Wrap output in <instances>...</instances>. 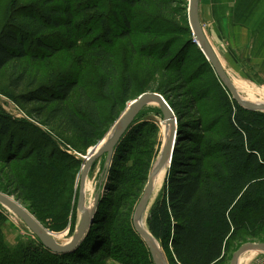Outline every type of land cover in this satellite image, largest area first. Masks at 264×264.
Returning <instances> with one entry per match:
<instances>
[{"label": "trees", "instance_id": "trees-1", "mask_svg": "<svg viewBox=\"0 0 264 264\" xmlns=\"http://www.w3.org/2000/svg\"><path fill=\"white\" fill-rule=\"evenodd\" d=\"M75 1H78V6H74ZM82 1L44 0L39 6L29 5L18 13L9 15L5 29L0 32V71L24 58L31 57L39 61L54 56L64 49L59 43L66 40L69 41L70 49L75 48L72 41L86 39V34L93 35L95 31L90 24L99 21L103 25L101 37L96 36L92 41L84 42V45L88 47L104 75L102 90L113 94L110 88L118 74L114 54L111 49L98 46L96 42L100 38L108 42L116 35L119 40H128L131 23L126 16L123 17L125 30L114 33L104 21L99 3L88 0L90 4H87ZM122 1L130 6L139 2ZM156 1L158 8L162 10H168L174 4L172 0ZM14 3L16 0L11 4L12 9L16 5ZM61 28H64L63 32H55L60 39L48 37L49 31ZM79 28H84L85 31L79 34ZM189 32L192 46L206 58L199 45L193 42L195 35L192 29ZM166 54L167 52L162 55V60L168 57ZM185 64L182 59L173 69L174 81L170 91L177 94V100L183 97L189 100L183 106L187 112L185 115L182 113L180 102L171 101V107L178 115V141L174 147L166 183L151 207L148 228L166 251L170 264H229L231 254L246 239L264 241V112L239 105L207 59L204 64L216 74L221 88L220 100L228 111L229 129L227 132L215 133L217 140L206 137L207 130L202 121L187 123L184 120L190 112L197 109L200 100L208 95L194 87L195 78L184 70ZM23 82L19 79L12 86L14 84L20 87ZM132 87L131 78L127 77L123 91L127 100L130 99L128 94ZM37 89L25 99L45 106L53 105L49 113L52 120L64 127L65 132L73 134L86 148L95 145L108 132L105 127L106 118L97 99L80 85L77 74L63 76L48 90ZM75 91L79 92L76 105L71 101ZM163 94L171 100L168 91H163ZM117 102L110 106V119L118 116ZM42 112L36 114L41 116ZM142 114L143 112L140 117ZM136 121L116 147L112 159L106 198L117 204L106 212L113 216L108 219L103 211L100 214L98 212L94 230H91L76 250L65 253L52 252L38 238L39 245H23L19 248L18 255L16 249L5 243L0 232V254L5 260L16 256L21 260L28 259L27 264H86L89 259L87 250L96 248V245L101 248V252L105 250L104 244L107 242L104 240L108 234L106 230L112 229L119 218L123 223L126 222L123 215L118 214L119 203L122 202V206L124 201L135 198L136 192L141 194V188L149 175L150 166L144 161V148L149 142V136L156 130V125L151 122L134 125ZM19 125L32 129L36 138L44 140L45 144L31 149L29 142L20 139L17 142L18 153L12 157L10 155L14 143L22 137L23 130L27 131L17 128L12 132V127ZM0 140V145H5L4 141L8 144V166L17 162L20 164L19 169L22 168L20 171L23 170L24 175H27V181L19 180L18 185L33 203L31 212L51 230L60 231L70 224V231H74L76 218L72 195L78 199L79 186L72 192L70 181L73 180L72 171H75L76 179V172L84 161L60 148L47 131L26 120H12L2 109ZM50 145L48 153L47 147ZM24 152L27 153L25 156ZM128 204L125 203V208ZM133 232L136 238L140 237L137 231ZM142 243L145 245L144 241ZM146 252L152 258L149 248ZM137 256L140 260L144 258L143 254Z\"/></svg>", "mask_w": 264, "mask_h": 264}, {"label": "rangeland", "instance_id": "rangeland-1", "mask_svg": "<svg viewBox=\"0 0 264 264\" xmlns=\"http://www.w3.org/2000/svg\"><path fill=\"white\" fill-rule=\"evenodd\" d=\"M43 1L44 0H16V3H14L16 5H14L12 9L11 4L13 3V0H0V32L5 29L9 15L16 14L20 9L29 5L39 6ZM92 1L99 3L101 6L100 11L104 15V21L110 26L114 33H118L116 31L125 30L123 17L126 16L131 23V34L128 40H119L116 35L108 42H104L101 38L96 42V45L105 46L108 49H111L114 54V61L117 65L118 74L112 87L110 88L112 89L113 94L102 90L104 75L100 67L96 65L95 59L92 54H90L88 47L84 45V42L92 41V39L96 36L101 37V34L103 33V25L99 23V21H96L93 24H90V27L94 28L95 31L93 35L87 36L86 34V39H82L81 41H72L74 42L73 44L76 45V47L74 46L75 48L70 49L71 46L69 45V41L66 40L59 43L64 46V49L57 52L54 56L47 57L46 59L39 61H35L31 57L24 58L9 64L6 68L1 70L0 109H2L4 113L9 115L12 120H26L37 127H40L42 130L47 131L52 135V138L57 141L60 148L69 149V154L75 156L77 159L83 160L84 164L89 158V151L91 150L90 153H93L94 149L105 139L107 134L114 129L115 125L119 121V117L126 113L132 106L133 102L139 99L144 93L154 92L162 95L170 107L171 101H177V103L180 102L182 113L185 115L187 110L183 108V106L187 105L189 100L185 97L181 98V100H177V94H172L170 91L173 87L174 81L173 69L178 66V61L180 62L184 59V62L186 63L184 70L195 78L194 87L197 90H203L208 94L206 98L200 100L197 109L190 112L184 120L187 121V123L195 120L202 121V125L206 127L207 130L206 137L212 140L218 139L215 133L228 131V111L221 105V93H219L221 88L216 78V74L207 64H204L205 61H207V57L203 58L200 51L194 48L191 44L192 36L189 29L192 28L188 14L190 0H172L174 1V4H172L168 10L158 8L156 0H139L138 3L131 6L127 5V2L122 0ZM82 2L90 4V1L88 0H83ZM222 2L223 1L219 2V0H200L199 15L203 28L212 43L211 45H214V48L216 49V52L228 74L232 78V81L236 87H238L241 96L249 102H252L253 100L264 102V80L238 78V74L235 70V64L232 62L230 63L229 61L233 60L234 57L239 58V55L232 49V44H229L230 41L228 43L227 39L222 37L220 32L223 24L222 17H224L222 11L226 9L230 10L229 7H234V10H231L230 12L236 14L241 10L242 12H240V16L238 18L242 23V27L247 29L249 27H253L251 45L255 48L256 43L258 42L256 37H259L262 32V29L260 30L259 26L256 25V22L261 24L263 23V27L264 22L257 21L259 18L256 16L257 14L251 13L248 15L243 13L244 11L251 10L253 8L252 5L244 6L241 4V0H227L223 3ZM77 4L78 1H75L74 6H78ZM218 12H220L221 17L217 16ZM77 19L81 20V18ZM244 22L247 23V27L244 25ZM63 30L64 28L51 30L48 33V37L51 36L52 39L55 37V40H57V38L60 39L59 34L55 32L61 33ZM84 31V28H79L77 30L79 34ZM193 42L196 41L193 40ZM241 44V47L243 48L248 46L247 43L244 42ZM252 50L253 49L251 48L245 49V53L247 55H240V59L244 62V64H246V59L249 60L250 57L254 61L255 59L256 61L259 60L255 57V49L253 51ZM165 52H167L166 55L168 57L165 58V60H162L161 57ZM70 73L78 75L80 85L97 99L99 106L102 109V113L106 118L105 127L108 132L105 134L103 139L95 145L87 148L83 146L81 141H79L73 134L65 132L64 127L59 126L58 122H54L52 120L49 113L52 110L53 105L45 106L44 104L37 102H28L25 99L28 98L30 94H33L37 88L48 90L52 84H55L56 81ZM127 77L131 78L133 85L132 90L128 94L130 98L129 100H127V98L123 95ZM196 77L199 78L197 79ZM19 79L24 81L23 84L20 87H17L14 84L12 86V83H18ZM163 91L169 92L171 100L163 94ZM78 100L79 92L75 91L72 94L71 101H73V104L76 105L78 104ZM114 102H117L118 116L110 119L109 110L110 106ZM151 104L152 103L148 104L144 109H142V116L140 117V113L136 119L137 123L135 122L134 124L137 125L142 122H151L156 125V130L154 129L152 135L149 136V142L144 148V161L150 166L149 175L155 166L166 141L164 131V111L161 106ZM171 109L173 110L172 107ZM40 112H42V114L41 116H38L36 113ZM174 114L177 118L178 124V115L175 111ZM12 128V132H15L17 128L26 129V127L22 125L17 127L13 126ZM26 130L27 131L23 130L24 133L21 138H16L17 141L14 143L10 156L15 157V155H17V142L20 139H23L24 142H29L31 149L32 147L38 148L41 144H45L44 140L42 141L36 138L35 132L32 129ZM19 136L20 135H18V137ZM4 142L5 145L4 143L0 145V192L13 197L31 212L30 207L33 203L26 195H24L23 191H21L20 185H18L19 180H22L23 182L27 181V175H24L23 170V172L20 171L22 168L19 169L20 164H17V162H13L11 166H8L6 158L10 153L8 151V144L6 145V141ZM47 148L49 153L51 145ZM25 153L26 152L23 153V156L27 154ZM170 163L166 166V168H164L165 175L162 185L154 195V199L148 209L147 221L151 207L166 183ZM22 164L24 165V163ZM111 167L112 161H107L106 154L100 157L89 171L88 182L86 185V206L93 208L96 194H99L100 199L93 214V222L91 223L87 234L81 243L85 240L91 230H94L96 225L94 224L95 218L98 216V212L100 214V212L103 211L104 215L109 219L112 214L107 213L106 211H108L109 208L112 209V207H115L117 204L116 201L106 198V184L108 182ZM81 170L82 167L78 170V172H76V179L75 171H72L73 180L70 181L72 192L74 190L76 191L79 185ZM148 179L141 188V194L135 191V198L132 197L131 199L124 201V205L125 203H129L126 208L124 205L121 206L122 202L119 203L120 206L118 214H122L123 219L126 222L123 223V220L119 218L114 222L112 229L108 228V230H106L108 234L104 240L107 242L104 244L105 250L101 252V248L98 245H96V248L92 250H87L88 252H86V254L89 259L86 264H155L153 259L146 252L148 245L145 240L139 235V233L136 234L142 239L140 237L136 238L137 236L135 237L133 232L134 230L136 231L133 223L135 208L140 201L148 183ZM72 196V203H74L76 218L74 231H70V224L68 227L60 231L51 230L43 224L50 232H53L52 234L56 237L60 244L68 242V240L73 237L82 216V213L78 210V199H75L74 194ZM71 219L72 216H70V221ZM0 232L5 243L10 248L16 249L18 255L20 254L19 248L23 245H39L38 237L32 233L29 228H27L25 223H23L19 218H14L7 207L1 203ZM125 233H127V235ZM142 241L145 242V245ZM248 242L264 241L246 239L245 243ZM158 243L167 257V253L161 246V243L159 241ZM1 254L0 264L28 263V261H26L28 259L24 258V260H21L16 256L12 259L5 260ZM142 254L144 258L143 260H140L137 255ZM233 254H231V259ZM240 264H264V252H245L240 257Z\"/></svg>", "mask_w": 264, "mask_h": 264}, {"label": "water", "instance_id": "water-1", "mask_svg": "<svg viewBox=\"0 0 264 264\" xmlns=\"http://www.w3.org/2000/svg\"><path fill=\"white\" fill-rule=\"evenodd\" d=\"M199 8H200V0H190L188 14H189L191 28L195 35V41L198 43L201 50L204 52L207 59L209 60L214 70L216 71L218 77L225 85V87L231 92L233 98L237 101V103L246 109L264 112V105H257L248 101H243L242 98L240 97L232 81V78L224 68L217 52L212 47L211 42L206 35V32L200 20ZM152 100H157L160 102L161 104L160 106L164 111L165 116L170 121L171 134L166 146L164 147L162 157L158 162L157 165L158 167L155 168L154 166L150 172L148 183L144 189L140 201L138 202L135 208L133 223L136 231L147 243L154 263L170 264L163 250L162 249L160 250L157 247L154 241L155 237L153 236L151 231L144 229L140 223L151 199V195L154 189L153 187L154 177L156 176L158 169H160V167L165 165V162L169 157L171 158V162H172L174 146L177 143L176 138L178 136V124L174 111L165 101L164 97L158 93L147 92L144 93L139 99L135 100L134 101L135 104L126 113L122 114L119 117L120 119V121L118 122L119 124L116 126V129L110 140H108L107 143L96 153L95 152L90 153L91 150L89 151L88 153L89 158L82 166V170L79 176V185H78L79 186L78 210L82 213V216L74 232L72 240L70 241L69 244L61 245L58 242H56L51 236L50 231L34 216V214H32L24 205H22L19 201H17L13 197L0 192V203L8 206L11 210H13L33 231V233L40 239V241L44 244V246L49 250H51L52 252L65 253L76 249L77 246L86 236L87 231L91 223L93 222L92 221L93 214L96 210V207L100 199L99 194H96L93 209L91 211L85 209L86 200L83 190H84V183L90 169L96 163L97 159H99L103 155L107 154V161L108 162L112 161L116 147L119 145L120 141L128 132L129 128L134 123V121L136 120L142 109L146 106V104L149 101ZM254 250H259L264 252V242H248L241 245V247L234 252L230 264H238L239 258L243 253Z\"/></svg>", "mask_w": 264, "mask_h": 264}, {"label": "crops", "instance_id": "crops-1", "mask_svg": "<svg viewBox=\"0 0 264 264\" xmlns=\"http://www.w3.org/2000/svg\"><path fill=\"white\" fill-rule=\"evenodd\" d=\"M220 1L225 2L227 0H219V2ZM241 1H242L241 4L244 6L252 5L253 7L251 10L244 11L243 13L248 14V15L251 13L257 14L256 16L259 17L257 21L264 22V0H241ZM229 8L230 10L226 9L222 11L224 14V17H222L223 24H222L220 32L222 34V37L227 39L228 43L230 41L229 44H232V49L234 50L235 53L239 55V58L234 57L233 60H230L229 62L230 63L232 62L233 64H235V70L238 74V78L264 80V27H263V23L261 24L259 22H256V25L259 26L260 30L262 29V32L260 33L259 37H256V40L258 42L256 43V47L254 48L251 45V41L253 38V27H249L248 29L245 27H242V23L240 19L238 18L240 16V12L242 11L240 10L238 13L235 14L233 12H230L231 10H234V7H229ZM217 16H220V12H218ZM220 24H221V20H220ZM244 25L247 27V23L244 22ZM243 42L247 43L248 46L245 48L241 47L242 45L241 43ZM212 47L214 48V45H212ZM248 48L249 49L251 48L253 50L255 49L254 50L255 57L259 60L256 61L255 59L254 61L250 57L249 60L246 59L245 61L246 64H244V62L240 59V55L241 54L247 55L245 53V49H248Z\"/></svg>", "mask_w": 264, "mask_h": 264}, {"label": "bare ground", "instance_id": "bare-ground-1", "mask_svg": "<svg viewBox=\"0 0 264 264\" xmlns=\"http://www.w3.org/2000/svg\"><path fill=\"white\" fill-rule=\"evenodd\" d=\"M198 44V43H197ZM234 83V82H233ZM235 85V84H234ZM235 87H236V85H235ZM236 89H237V91H238V93L240 92L239 91V89H238V87H236ZM239 95H240V97L242 98V100L243 101H246L242 96H241V94L239 93ZM251 101V100H250ZM249 102V101H248ZM150 103H152L153 105H161L160 104V102L159 101H157V100H152V101H149L147 104H146V106L148 105V104H150ZM251 103H254V104H257V105H264V102H261V101H255V100H253ZM135 104V102H133V104H132V106ZM151 104V105H152ZM131 106V107H132ZM130 107V108H131ZM129 108V109H130ZM145 108V107H144ZM143 108V109H144ZM128 109V110H129ZM127 110V111H128ZM119 121H120V119H119ZM118 121V122H119ZM119 123H117L116 125H115V127H114V129H112L108 134H107V136L105 137V139L94 149V151L93 152H97L99 149H101L106 143H107V141L108 140H110V138L112 137V135H113V133H114V131H115V129H116V126L118 125ZM164 125H165V127H164V131H165V136H166V141H165V143H164V146H163V148H162V150H161V152H160V156H159V158H158V160H157V162H156V164H155V168H157L158 166V162L160 161V159H161V157H162V154H163V150H164V147L166 146V144H167V142H168V139H169V137H170V134H171V124H170V121L167 119V117L165 116V122H164ZM176 143V142H175ZM99 159H97V161H98ZM86 162V161H85ZM171 162V158L169 157L167 160H166V162H165V165H163L162 167H160V169H158V171H157V173H156V176L154 177V185H153V187H154V189H153V192H152V195H151V199H150V202H149V204H148V207H147V209H146V211H145V213H144V215H143V218H142V220L140 221V223H141V225H142V227L144 228V229H146V230H149V228H148V224H147V215H148V209H149V207H150V205H151V203H152V201H153V199H154V195L156 194V192H157V190L160 188V186L162 185V181H163V178H164V175H165V169L164 168H166V166L169 164ZM88 177H89V173H88V176L86 177V180H85V183H84V196H85V200H86V198H87V182H88ZM6 206V205H5ZM91 206V205H90ZM7 207V209L12 213V215L14 216V218L16 217V218H19L23 223H25L13 210H11L8 206H6ZM94 207V206H93ZM85 209L86 210H89V211H91L93 208H90V207H87L86 206V203H85ZM17 221V220H16ZM26 225V224H25ZM27 226V225H26ZM27 228H29L28 226H27ZM29 230L33 233V231L29 228ZM51 233V236L53 237V239L56 241V242H58L59 243V241L56 239V237L52 234L53 232H50ZM72 240V238H70L69 240H68V242H66V243H64V244H61V245H67V244H69L70 243V241ZM154 241H155V243H156V245H157V247L161 250V248H160V244L158 243V241H157V239H155L154 238ZM60 244V243H59ZM254 251H259V250H254ZM248 252H250V251H248ZM259 252H263V251H259ZM241 257V256H240ZM238 264H240V258H239V261H238Z\"/></svg>", "mask_w": 264, "mask_h": 264}, {"label": "built area", "instance_id": "built-area-1", "mask_svg": "<svg viewBox=\"0 0 264 264\" xmlns=\"http://www.w3.org/2000/svg\"><path fill=\"white\" fill-rule=\"evenodd\" d=\"M65 149V148H64ZM68 153L70 152L69 149H65Z\"/></svg>", "mask_w": 264, "mask_h": 264}]
</instances>
